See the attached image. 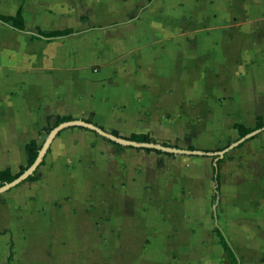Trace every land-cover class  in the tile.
I'll return each mask as SVG.
<instances>
[{"label":"crops","instance_id":"crops-1","mask_svg":"<svg viewBox=\"0 0 264 264\" xmlns=\"http://www.w3.org/2000/svg\"><path fill=\"white\" fill-rule=\"evenodd\" d=\"M19 11L25 30L0 22V170L26 167L55 116L212 155L66 127L40 179L0 194V264H231L221 227L197 226L194 189L204 165L222 194L232 149L238 210L221 229L240 264H264V127H236L264 120V0H0Z\"/></svg>","mask_w":264,"mask_h":264},{"label":"rangeland","instance_id":"rangeland-1","mask_svg":"<svg viewBox=\"0 0 264 264\" xmlns=\"http://www.w3.org/2000/svg\"><path fill=\"white\" fill-rule=\"evenodd\" d=\"M215 5H225V0H213ZM217 16V13H215ZM228 128L232 130V125H228ZM235 138H230V140H225V148L228 144H232L235 142ZM220 148V147H219ZM221 149V148H220ZM240 151L237 149H232L226 154V157L230 155L232 159L229 160L227 166H225V171L223 173V182H224V190L222 194L219 193L218 197L215 200H212L213 192L215 191V183L212 179V172H210V168L208 167V172H206V166L202 165L200 168L203 172H201L202 177L198 180L196 188V196H197V226L199 229H206L210 232L212 226L219 225L224 232H227L228 228V220L225 218H233L231 215L236 213L238 210L237 200L234 197V187L231 183H229V179H233L235 173L238 171V161L242 160L240 156ZM253 206V205H252ZM255 207L257 211L261 208L260 203H256ZM251 211L254 210V207ZM216 215L218 220L215 219ZM235 215V214H234ZM212 216V217H211ZM231 223V227H235L237 225H233L236 221H229ZM237 230V229H236Z\"/></svg>","mask_w":264,"mask_h":264},{"label":"trees","instance_id":"trees-1","mask_svg":"<svg viewBox=\"0 0 264 264\" xmlns=\"http://www.w3.org/2000/svg\"><path fill=\"white\" fill-rule=\"evenodd\" d=\"M0 22L5 23L17 30H25V22L24 18L22 15V12L19 11L17 15L12 16V15H4L0 14ZM74 33L73 29H65V30H56V31H42L39 29L38 34L40 36H44L47 38H56L59 36H67ZM74 118L72 116H55L53 117L51 123L44 128V131L48 135L53 128L58 126L59 124L67 121H72ZM236 127L238 128L240 135L245 136L257 129H261L264 127V120L262 117L258 119L257 125L254 128H249L245 127L242 124H237ZM113 134L116 136H120L119 132L114 130ZM129 140L136 141V142H142V143H155V139L149 135H132L131 137L128 138ZM244 143H241L240 146H243ZM120 147H123L122 145H119ZM168 146V145H165ZM190 150H194V147H189ZM41 150V146L38 145L36 140L30 141L27 146H26V153H27V159H28V165L26 167H23L21 171L17 174H14L11 169L7 168L4 170H0V187H2L5 183L12 182L15 180L20 174H22L29 166H31L35 160L37 159L39 152ZM146 150L151 151V150H156L159 153H164L165 151L163 150H157V149H152V148H146ZM171 156H175V153H167ZM223 159L218 160V165H217V170H220V164L222 163ZM44 161H42L41 165L43 164ZM40 165V166H41ZM39 168L32 174L30 175L26 181L29 182H34L40 179L41 175L39 173ZM217 182L220 184V176L217 175ZM220 190V185L217 186V192ZM217 233L220 237V242L225 249V252L227 253V256L231 262V264H240L239 258L235 251L233 250V247L228 240L227 236L225 233L222 231L221 228L217 227L216 228Z\"/></svg>","mask_w":264,"mask_h":264},{"label":"water","instance_id":"water-1","mask_svg":"<svg viewBox=\"0 0 264 264\" xmlns=\"http://www.w3.org/2000/svg\"><path fill=\"white\" fill-rule=\"evenodd\" d=\"M72 125H79V126H84V127L90 128V129L95 130L98 133L102 134L103 136H106V137L110 138L111 140L116 141V142L123 144V145H134V146H145V147L151 146L152 148L160 149V150L168 151V152H176V153L187 152V153H194V154H199V155H212V153L199 152V151H186V150H181V149H177V148H170V147L155 144V143H140V142H136V141H132V140H127L124 138L117 137L111 133H108V132L104 131L103 129H101V128H99V127H97L91 123H87V122H84L81 120L67 121V122H63V123L59 124L58 126H56L55 128L52 129V131L48 134L47 139L44 142L43 146L41 147V150H40L39 155H38L37 159L35 160V162L31 166H29L22 174H20L15 180H13L12 182H9V183H5L2 187H0V194L5 193V192L9 191L10 189L16 187L20 183L26 181L27 178L30 175H32L40 167V165L43 161V158H44L45 154L47 153V151H48L49 147L51 146V143L53 142L55 137L63 129H65L68 126H72ZM255 132H257V131H255ZM255 132L246 135L242 140L252 136ZM218 154L221 155L222 152H220Z\"/></svg>","mask_w":264,"mask_h":264}]
</instances>
